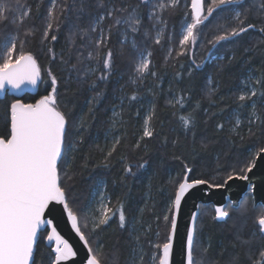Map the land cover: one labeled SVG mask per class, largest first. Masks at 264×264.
<instances>
[{"label":"trees","instance_id":"16d2710c","mask_svg":"<svg viewBox=\"0 0 264 264\" xmlns=\"http://www.w3.org/2000/svg\"><path fill=\"white\" fill-rule=\"evenodd\" d=\"M15 2L16 0H11L12 4ZM260 2L261 0H245L243 7L257 5ZM20 3L26 6V11L30 9L29 17L19 29L21 38H24L25 29L32 28L35 31L34 36L27 38L23 50L30 52L41 68V81L37 90L32 94H24L20 99L24 103H33L41 96L47 95L51 90L47 70L51 68L59 82L60 109L69 119L68 141L77 142L76 148L68 150L60 164L62 186L69 189L68 196L72 206L84 207L89 213V207L91 208L89 200L93 196V191L97 192L100 187L110 198V207L116 209L123 201L128 227L125 229L119 227L117 213L110 223L97 231L91 239L98 240L104 246L109 262L115 255L118 264H131L134 249L138 251L142 247L145 254L144 264H152V253L158 251L153 246L163 244L167 240L171 222L170 220L166 222L164 216L168 214L174 197V181L182 178L184 165L193 168L191 173L193 178L207 179L209 184L223 183L226 167L235 163L237 158L245 161L251 159L259 148L264 147V126L258 121L252 126V134L248 131L252 101H245L242 105L236 99L242 87L241 81L245 80L249 73L254 77L264 74V34L259 31L260 27L264 26V20L258 17L253 7L246 23L254 24L256 27L239 38L217 45L213 50L215 58L210 62L205 61L204 65L199 70H195L189 78L188 68L192 66L193 51L194 58L199 63L207 53L208 41L220 34L217 26L227 22L231 27L237 22L231 19L230 14L217 11L203 26L208 27L201 31L197 47L192 53L188 50L185 55L177 56L176 53L180 51L178 28L181 17L184 18L185 13H188L186 17L191 16L188 0H180V6L174 13H165L167 30L160 44H154L151 39H146L143 36L144 29H141V34L136 37L141 47L151 52V71L158 75L153 77L150 73L146 74L143 81L137 80L133 85L132 64L127 57L117 55L111 79L106 84L100 85V88L104 89L103 95L95 101L94 112L86 115L88 100L94 95L89 85L99 72L89 76L85 81H77L75 73L69 78V73L64 70L65 66L60 63L59 57L63 54L64 58L68 59L71 51L70 62L75 63L78 50L82 51L83 55H87L91 47L89 42L79 37H71V33L77 26L86 27L95 16L100 14L102 9L98 7L97 0H86L85 10L79 19L75 12L60 15L59 7L55 8L54 15L58 16L59 20H54L51 34L56 35L58 39L52 42L49 37L47 44H41L40 38L46 26L48 10L50 6L53 7L52 0H20ZM56 3L62 7L64 0H56ZM68 3L73 4V0H68ZM124 3L136 5L139 0H124ZM111 5L123 6L121 0H111L109 6ZM79 6L80 0H75L74 7ZM142 10L146 11L143 8ZM12 19L13 15L9 14L7 20L0 21V31L7 30L15 34L16 25L12 23ZM57 23H59L58 28ZM144 27H150V22L146 18ZM173 31L176 33L175 38L169 41L168 33ZM119 39V36L114 34L109 44V47L116 52H119L121 47ZM82 44L85 45L84 48H81ZM49 47L57 54L55 61L50 59ZM169 48L175 50L165 62ZM220 57L224 59L221 60ZM230 57L231 62L228 59ZM178 72L182 73L181 78H177ZM209 77L213 80L212 87L216 89L212 97L215 104L210 103L206 95ZM133 92L136 93L137 99L130 101L128 97ZM181 92L190 97L185 100L186 106L183 109L178 105L175 108L166 106V101L174 99ZM261 92H264V88L257 86L255 104L257 114L264 118V96L260 95ZM121 97H124L122 109ZM14 99L16 98L10 94L0 98V134L6 130L7 109ZM197 101L200 107L195 111V127L186 132L178 116L192 112ZM153 104H155V114L151 126L155 134L151 138H144L140 147L136 148L137 140L142 136L144 119ZM113 109L121 112L124 121L115 128L110 123ZM85 116L88 130L80 132L74 125ZM237 117L242 121L239 135L230 131ZM218 123L224 125L222 131L217 130ZM80 136H83L82 142H78ZM115 137H120L121 140L109 160V166L105 167L104 155L99 151L98 146L104 148L106 153ZM165 138L167 143H164ZM173 140L178 141L175 147L172 144ZM176 157L181 159L177 160ZM125 162L132 165L144 163L145 166L143 168L134 166L132 169L134 174L126 175ZM245 198L249 207L248 214L241 216L239 209H233L231 217L226 221L213 219L212 204H200L196 232L197 264H234V258L235 264H251L248 248L242 246L236 239L238 233L243 238H248L254 230L257 213L251 210L253 201L249 192L243 195L242 199ZM83 222L81 219V225ZM82 230L88 232V229L83 227ZM46 235L47 230L42 231L34 246L35 264H51L53 260V252L45 244ZM136 236H139L138 243L135 240ZM204 247L208 248L206 254L201 252ZM259 247L258 241L253 243L252 252L257 253Z\"/></svg>","mask_w":264,"mask_h":264},{"label":"snow or ice","instance_id":"6c2138e0","mask_svg":"<svg viewBox=\"0 0 264 264\" xmlns=\"http://www.w3.org/2000/svg\"><path fill=\"white\" fill-rule=\"evenodd\" d=\"M245 0H211L205 12V0H191V22L187 20L181 24L179 47L180 51L177 56H183L188 51L190 44L195 45L198 42L197 33L205 25V23L217 11L230 14L231 19L236 21L235 26L229 27L227 22L217 26L219 35H215L212 40L208 41V50L206 55L199 63L195 60V53H192L191 65L188 68L189 78L195 70H199L205 61L214 59L213 50L220 45L221 42L231 41L233 38H239L242 34L254 29L256 25L246 23L248 14L255 7L256 13L261 20H264V0L250 7H243ZM53 7L48 10V18L46 26L40 38L41 44H47L49 37L55 42L58 37L52 35L53 22L58 21L59 17L54 15L55 8L59 7L60 15L75 12L79 19L85 10L86 0H80V6L74 7L69 4L68 0H64L61 7L52 0ZM111 0H97V5L102 9L98 16H95L86 27H76L71 33V37H79L87 40L91 47L87 51V55L78 50L76 62L71 63V51L68 59L63 54L60 55V63L65 66L69 73V78L75 73L77 81H85L89 76L99 72L94 80L91 81L89 87L94 91V95L88 100V113L94 112L95 101L103 95L104 89L100 88L101 84H106L114 71L116 57H127L132 64L133 76L131 83L135 85L137 80L143 81L146 74L157 76L156 72L151 71L152 62L150 60L151 52L145 53L144 49L137 42L136 37L141 34L146 39H151L154 44H160L162 37L166 34L167 19L165 13H174L180 6V0H139L136 5L124 3L123 6L111 5ZM25 5L16 0L15 4L11 0H0V21L7 20L9 14L13 15L12 23L16 25L15 34L0 31V92L11 88L19 90L22 86L28 85L36 88L41 81V68L37 60L30 52L23 50L27 43V38L35 35L32 28H27L21 33L19 29L23 27L25 20L30 15V9L24 10ZM146 9V11H143ZM240 9H243L242 11ZM188 13H185L187 16ZM145 18L150 22V27H144ZM106 25V26H105ZM59 23H57V28ZM259 31L264 34V26ZM153 32L155 35L153 36ZM119 36L121 45L119 52L114 51L109 44L113 35ZM175 31L168 33L169 41L175 38ZM70 37V38H71ZM85 45H81L84 48ZM174 48H169V55L165 56L167 62ZM48 52L50 59L55 61L57 54L53 48L49 47ZM219 59L223 60L224 57ZM231 62L232 58H228ZM183 67V65L181 66ZM48 77L51 82V91L47 95L41 96L34 103H24L20 99L12 100L8 106V119L6 130L0 134V264H35L34 246L37 244L40 233L47 229H51L46 240L55 241L54 249L55 258L51 264H60L62 261H68L70 257H75L77 253L67 240L63 239L57 232L54 220L47 218L53 212L54 205L62 206V213L66 214L68 221L71 222L72 229L79 236L87 249V259L85 264H118L117 258L113 255L111 261H108L107 254L104 252V246L99 241H92L91 237L107 226L110 221L119 215V227L125 229L128 227V221L124 211V203L120 202L119 207L114 209L110 207V198L106 196L104 189H98V196H95L94 206L91 214V227L89 228V213L84 207L72 206V202L68 196L69 189L62 186L63 181L60 173V164L68 150H74L77 142L69 143L68 128L69 119L67 114L60 109L58 100V79L51 71L47 70ZM177 78H181L182 73H176ZM213 80L208 79V96L210 103L215 104L212 99L216 89L212 87ZM241 90L236 97L237 101H252V111L248 120V131L252 134V126L259 121L264 126V118L257 114L255 98L257 97V86L264 88V74L260 77H254L252 73L241 81ZM100 89L96 91V89ZM264 96V92L260 93ZM123 99L121 97V109L123 108ZM130 101H135L137 95L135 92L128 97ZM190 99L186 93L181 92L174 99L166 101V106L175 108L177 105L183 109L186 104L185 100ZM200 107L197 101L192 112L181 114L178 120L183 129L187 132L195 127V111ZM207 112V110H205ZM223 111V109L221 110ZM155 114V104L148 112L144 119L142 136L137 140L135 145L139 148L144 138H151L155 132L151 126V121ZM111 126L117 127L124 123L121 118V112L113 109ZM78 131L86 132L88 123L86 116L74 125ZM242 121L237 117L230 131L239 135ZM217 130L222 131L224 125L218 123ZM243 139V137H241ZM121 138L115 137L111 147L107 152L104 148L98 146L99 151L104 155L103 164L109 166V160L120 143ZM83 141V136L78 138V142ZM164 143H167L165 138ZM178 141L173 140L175 147ZM206 147V145H203ZM264 153V147L259 148L252 158L245 161L237 158L235 163L224 169L223 183L209 184L207 179L193 178L191 173L193 168L187 164L184 165L183 176L178 181H174L175 192L174 198L171 200L168 214H165L164 220H170L171 228L166 242L160 245H154L158 251L152 253V264H170V258L173 253V238L178 225V215L182 206V201L190 190L200 185H208L211 188H224L229 181L240 180L249 181L247 188L254 191L255 186L250 182L249 173L255 167L256 156ZM177 160L181 157H176ZM123 160V158H122ZM143 168L144 163L132 165L125 162L124 173L133 175V167ZM66 174V173H65ZM71 179V177H68ZM227 199V198H225ZM196 208H200V204H195ZM213 219L217 221H226L231 217L233 209H239L241 216H246L249 212L247 199L240 201L228 200V204L214 205ZM252 211L257 214L254 220V230L248 238L238 233L236 239L242 246L248 248V258L251 264H264V203L257 204L255 200L252 203ZM83 219V225H81ZM199 214L192 211L190 214V222L187 226L186 240L182 248L181 264H197L195 253L197 251V224ZM83 229H88L86 233ZM137 243L139 236L135 237ZM259 242L260 247L257 253L252 252L251 246L255 242ZM96 246H93V245ZM208 251L207 247L201 249L203 254ZM144 252L142 247L137 251H133V260L131 264H144ZM138 257V259L136 258ZM235 264V258H234Z\"/></svg>","mask_w":264,"mask_h":264},{"label":"water","instance_id":"95a60500","mask_svg":"<svg viewBox=\"0 0 264 264\" xmlns=\"http://www.w3.org/2000/svg\"><path fill=\"white\" fill-rule=\"evenodd\" d=\"M37 87L32 88L31 86L24 85L19 90L6 88L5 91L0 92V98L5 94H10L16 99H20L21 96L26 93H34L37 90ZM249 177L250 182L255 186L254 191L248 190L247 185L249 184V181L233 180L229 181L224 188H211L208 185H200L186 194L178 215V225L173 238V253L170 258V264H181L182 262V248L186 240V231L190 222V214L192 211L199 212V208H196L195 204L212 203V206L220 204L226 205L228 200L240 201L246 192L250 193L252 201L255 200L257 204L264 203V153L256 156L255 167L253 168V171L249 173ZM52 203L54 209L47 218L54 220L57 232L63 239L68 241L73 250L77 253L75 257H70L68 261H62L60 264H85L87 259V249L84 247L83 242L80 241L75 230L72 229L71 222L68 221L66 214L62 213V206L55 205V202ZM50 230L51 229H47V234ZM45 244L51 248L54 255V249L56 247L55 241H48L45 239ZM54 258L55 255L53 256V259Z\"/></svg>","mask_w":264,"mask_h":264},{"label":"rangeland","instance_id":"374dc122","mask_svg":"<svg viewBox=\"0 0 264 264\" xmlns=\"http://www.w3.org/2000/svg\"><path fill=\"white\" fill-rule=\"evenodd\" d=\"M208 1H209V4L211 3V0H205V7H206V5L208 4ZM189 4H190V0H188V6H189ZM259 3H257V5H258ZM52 5H53V3H52ZM52 6H50V8H51ZM248 7H250L249 5H248ZM190 9V8H189ZM253 9V8H252ZM24 10H26V9H24ZM191 11V10H190ZM206 12V11H205ZM185 20H187V22H191V16L188 18V17H186V16H184V18L183 17H181V22H180V26H179V28H178V37L180 38V31H181V24H182V22L183 21H185ZM205 26V25H204ZM208 27V26H207ZM207 27L205 28V27H202L201 28V30L197 33V39L199 40V38H200V34H201V31L203 30V29H207ZM169 28H171V27H169ZM169 33H171V32H169ZM207 34H208V32H207ZM153 35H155V33L153 32ZM197 44V43H196ZM196 44L195 45H192V44H190V49H189V52H191L192 53V50L193 49H195L197 46H196ZM144 51H145V53H147V52H149L147 49H144ZM100 189H102V187H100ZM92 198H91V200H89V205L91 206V208L89 207V214H90V216H91V214H92V207L94 206V204H95V202H94V197L95 196H98V191L97 192H95V191H93V193H92ZM255 216V215H254ZM91 218V217H90Z\"/></svg>","mask_w":264,"mask_h":264},{"label":"bare ground","instance_id":"6f19581e","mask_svg":"<svg viewBox=\"0 0 264 264\" xmlns=\"http://www.w3.org/2000/svg\"><path fill=\"white\" fill-rule=\"evenodd\" d=\"M173 198H174V197H173ZM241 199H242V198H241ZM241 199H240V200H241ZM227 203H228V202H227ZM227 203H226V204H227ZM205 204H208V203H205ZM210 204H212V203H210ZM198 213H199V212H198Z\"/></svg>","mask_w":264,"mask_h":264}]
</instances>
